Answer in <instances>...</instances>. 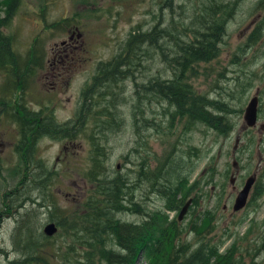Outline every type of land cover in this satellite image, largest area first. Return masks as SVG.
I'll return each mask as SVG.
<instances>
[{"label":"rangeland","instance_id":"1","mask_svg":"<svg viewBox=\"0 0 264 264\" xmlns=\"http://www.w3.org/2000/svg\"><path fill=\"white\" fill-rule=\"evenodd\" d=\"M206 1L21 0L5 33L13 36V50L18 53L24 54L36 38L42 45L44 65L36 71L26 91V105L43 114L50 112L54 123L75 120L96 67L119 53L131 33L145 32L155 25L160 29L167 27V30L176 31L177 23L185 22L184 32L186 30V33L191 34L189 29L193 26L187 25L193 21L191 17L198 18V25L203 26L205 23V27L213 28L219 25V20L226 12V25L221 41L217 43V56L208 62H200L196 78L189 77V82L201 97L206 94L211 100L232 105L235 115H229L232 129L226 135H218L201 123L183 133L182 126L176 125V122L171 126L166 103L147 98V102L136 109L133 105L136 101L129 98L132 92L127 91L123 96L120 86L113 85L105 97L113 93L117 106L110 111L111 124L103 125L106 142L104 146L100 143L103 151L97 167L90 160L91 144L89 132L85 128L74 140L62 136L64 129H48L50 134L38 138L33 154L34 163L27 167L22 162L25 157L22 160L14 150L17 141L14 125L2 119L0 264H14V261L31 263L32 258L28 255L39 248L30 245L23 249L25 241L18 240V233L21 238L28 237L38 243L48 223L57 224L56 234L47 238L49 241L42 242L43 256L53 264H72L63 259L64 253L81 251V248L73 236L63 232L62 224H66L63 219L90 211L86 205L87 199L94 196L96 183L86 177L88 173L99 170V178L103 181L119 175L129 186L136 179L134 171L145 170L146 164L148 168L156 170L160 165L164 182L186 178V189L189 184L197 182L187 201L195 196L198 205L194 209L188 207L180 221L183 227H189L190 230L192 222L203 219L206 213L210 217L211 213L214 216V219L211 217L213 231L206 228L198 234L190 231L185 233L183 239L190 245L188 254L198 247L196 241L199 242L201 237H211L209 241L206 237L204 239L211 245H220V253L233 243L234 238H239L242 240L239 245L243 264H251L252 257L258 264H264V130L260 127L264 125V0H238L233 7L229 4L236 0H213L215 8L222 9L225 6L220 9L215 22L211 15L202 14ZM71 19L74 20L72 24L69 23ZM65 20L70 25H66ZM256 28L261 31L258 43L250 40ZM180 31L182 27L178 29L181 34ZM69 35L73 36L72 41H68ZM209 39L213 40V36ZM63 41L68 44L64 45ZM56 60L69 61L72 67L63 68L60 63L54 64ZM130 61L135 63V58L131 57ZM167 64L161 55L152 52L141 59L135 77L137 80H147L152 76L167 78L163 71ZM2 80L0 74V84ZM128 80L123 84L128 83ZM248 82L251 87L238 102V89L245 87ZM126 89L131 90L132 86L128 84ZM254 97H257L258 108L262 112L258 115L257 125L251 129L246 126L243 115ZM93 100L95 105L91 110L95 112L99 103L95 98ZM69 130L65 132L71 134ZM253 174L256 175V181L246 207L233 212L234 198L245 180ZM233 175L237 177L236 182H231ZM147 186V180L138 183L129 197L131 202L146 210L162 209L163 202L153 194L150 200H143ZM131 188L125 187V193L130 194ZM13 190L18 193L17 197V193H12ZM155 190L158 188L155 187ZM5 194L7 210L3 207ZM50 211L53 212V221H49ZM166 213L169 218L175 214ZM117 218L128 223L141 220L139 215L129 213L119 214ZM249 228L252 231H248ZM136 264L147 263L139 256Z\"/></svg>","mask_w":264,"mask_h":264},{"label":"trees","instance_id":"2","mask_svg":"<svg viewBox=\"0 0 264 264\" xmlns=\"http://www.w3.org/2000/svg\"><path fill=\"white\" fill-rule=\"evenodd\" d=\"M236 2L238 0L232 1L229 5L233 7ZM20 3L21 0H0V74L3 76L0 84V122L3 119L14 125L17 133L14 150L22 160L25 157L22 162L27 167L34 163L33 154L38 138L46 136L44 134H50L48 129L67 131L69 128L71 134L59 131H62V136L68 140L77 139L83 128L85 131L88 130V140L91 144L90 160L97 164V167L100 164L103 143L106 142L103 125L104 123L111 124L109 121L110 111L114 106H117L114 94L111 93L106 97L105 94L110 91L113 85L117 84L120 86L119 90L123 96L127 91L132 92L129 98L136 101L133 104L136 109L147 102L145 101L147 98H153L151 101L158 99L166 103V113L169 115L168 120H170L171 126L173 127L176 122V125L182 126L183 133L191 131L198 123L208 126L218 135H226L231 131L232 124L229 122V115H235L232 105L216 99L211 100L206 94L201 97L189 82V77L195 76L196 78L200 62H208L217 56V43H220V37L223 36L227 12L222 15L221 19L223 20H219V25L213 28L205 27V23L203 26L202 24L198 25L196 23L198 18L191 17L193 21L187 24L193 26L188 28L191 34L186 33V30L184 32L185 22L177 23L176 31L167 30V27L160 29L155 25L145 32L131 33L119 53L96 67L91 85L87 87L89 90L78 109L75 120L56 124L53 122L50 112L43 114L40 111L29 109L26 105V91L35 77L36 71L44 65V52L37 38L24 54L13 50L14 38L6 34L5 30L9 27ZM213 3V0H207L203 5L202 14L211 15L215 22L221 8H215ZM202 14L199 16H203ZM73 21L71 19L69 23L72 24ZM64 23L70 25L68 20H65ZM179 27H182L181 34L178 33ZM260 34L261 31L256 28L254 34L250 35V40L258 43ZM211 36H213V40L209 39ZM152 52L161 55L163 62L168 63L167 67L163 69L167 74L165 76L168 77L162 79L152 76L147 80H137L135 73L138 71L141 59ZM131 57L135 58L133 64L130 61ZM168 72H170L169 75ZM126 80L128 83L123 84ZM128 84L132 86L131 90L126 89ZM250 87V82H248L245 87L238 89L239 97L236 98L238 102ZM94 98L99 103L95 107L97 109L95 112L91 110L95 105ZM261 112L262 110L258 108V115ZM141 114L143 115V111ZM100 139L101 142H99ZM139 144L141 143L137 145ZM98 171L89 172L88 176L85 175L90 181L96 183L94 196L87 199L86 205L90 211L71 219H63L66 221L65 225L62 224L63 232L67 236H73L81 248V251L64 253L62 256L66 262L72 264H136L139 256H142L147 264H243V254L239 245V241L242 240L239 238H234L233 243L220 253V245L209 244L208 241L212 240L211 237L205 236L208 241H205V237H201L199 242L196 241L198 247L188 254L190 245L183 239L185 233L190 231L198 234L203 232V229L210 228L213 231L214 228L211 224V217L214 219L212 213L211 217L206 213L203 219L201 218L202 220H194L190 230L189 227H183L178 221V214L190 198L191 192L194 191L192 189L197 186V182L189 184L187 189L186 178L164 182L160 165L157 170L148 168L147 164L145 170L139 169L137 172L135 170L136 179L129 186L119 175L112 180L103 181L99 178ZM211 174L213 176V173ZM32 178L35 179V177ZM142 180L148 181L143 200H150L151 194H153L163 202L162 209L146 210L131 202L129 197L133 194L132 189L136 188ZM210 183L213 184V182H208V184ZM125 187H132L129 190L130 194L125 193ZM155 187L158 190H155ZM12 193L15 195L17 192L13 190ZM6 200L7 194L3 198L5 205L3 207L7 210ZM9 202L10 200H8ZM197 205L198 200L194 196L191 198L189 207L195 208ZM58 212L59 210L56 213ZM166 212H175V214L169 218ZM49 213V221H51L54 216L52 211ZM125 213L139 215L141 220L128 223L117 218L119 214ZM55 215L60 217L58 214ZM63 217L67 216H61V218ZM250 227L253 228V225ZM248 231H252V229L249 228ZM27 233L32 234L30 231ZM43 234L40 235L41 238L39 237V241L36 243L31 238L24 236L21 238L18 233V240L20 238L25 241L22 245L23 249L30 245L39 248L38 251L28 255L32 258L29 259L32 264H48L49 262L48 258L42 254L44 253L42 242L49 241L47 238L50 237ZM68 255H70L69 258H67ZM50 257L55 260L54 256L50 255ZM17 263L14 261V264ZM23 263L28 262L18 264ZM49 264L53 263L49 262ZM251 264H258L253 257Z\"/></svg>","mask_w":264,"mask_h":264},{"label":"water","instance_id":"3","mask_svg":"<svg viewBox=\"0 0 264 264\" xmlns=\"http://www.w3.org/2000/svg\"><path fill=\"white\" fill-rule=\"evenodd\" d=\"M257 113H258V102H257V97L252 98L247 107L244 109V115H243V120L248 128H253L257 124ZM261 129L264 130V125H260ZM236 163L233 164L235 166ZM232 182V180H231ZM255 182V177L250 176L246 179L242 189L238 192L236 195L232 210L233 212H237L242 210L248 200L249 193L251 191V188ZM191 203V200L187 201L186 204L183 206L181 211L178 214V221H181L183 216L186 214L187 209ZM43 232L46 236L51 237L55 234L56 232V227L53 223H48L47 225L44 226Z\"/></svg>","mask_w":264,"mask_h":264},{"label":"flooded vegetation","instance_id":"4","mask_svg":"<svg viewBox=\"0 0 264 264\" xmlns=\"http://www.w3.org/2000/svg\"><path fill=\"white\" fill-rule=\"evenodd\" d=\"M72 38H73V36L72 35H69V37H68V41H72ZM63 44L64 45H67L68 44V42H66V41H63ZM57 63H60V65H62V67L64 68V67H72V63L71 62H69V61H65V60H56L55 62H54V64H57ZM237 166V165H236ZM234 175H236V172H234ZM233 175V177H232V181L233 182H236V180H237V177L236 176H234ZM255 174H253V176H254ZM256 176V175H255Z\"/></svg>","mask_w":264,"mask_h":264}]
</instances>
